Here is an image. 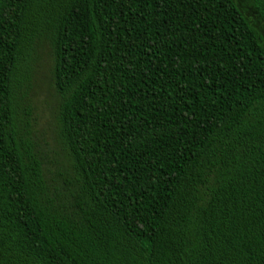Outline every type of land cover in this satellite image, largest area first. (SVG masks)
<instances>
[{
  "label": "trees",
  "instance_id": "obj_1",
  "mask_svg": "<svg viewBox=\"0 0 264 264\" xmlns=\"http://www.w3.org/2000/svg\"><path fill=\"white\" fill-rule=\"evenodd\" d=\"M0 264H264V0H0Z\"/></svg>",
  "mask_w": 264,
  "mask_h": 264
},
{
  "label": "rangeland",
  "instance_id": "obj_2",
  "mask_svg": "<svg viewBox=\"0 0 264 264\" xmlns=\"http://www.w3.org/2000/svg\"><path fill=\"white\" fill-rule=\"evenodd\" d=\"M242 5L247 8L245 3L242 2ZM248 14L252 20L256 21V18H252L255 13L250 9H248ZM260 24L258 23V25ZM30 68L27 100L32 108L30 118L31 135L39 149L47 157V170L53 177L55 169L61 170L63 166H66L63 153L55 136L54 115L59 99L51 84V60L45 43H40L34 47V59Z\"/></svg>",
  "mask_w": 264,
  "mask_h": 264
}]
</instances>
